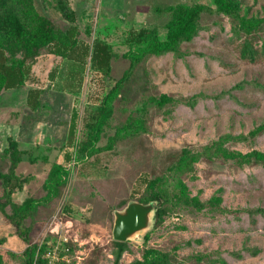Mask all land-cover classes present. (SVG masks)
Returning <instances> with one entry per match:
<instances>
[{"label": "rangeland", "instance_id": "obj_1", "mask_svg": "<svg viewBox=\"0 0 264 264\" xmlns=\"http://www.w3.org/2000/svg\"><path fill=\"white\" fill-rule=\"evenodd\" d=\"M65 1L72 19L58 0H10L28 31L0 34V123H18L23 147L32 148L16 169L27 177L24 189L11 202L2 178L10 160L0 152V264H25L29 255L46 264H264V0H236L238 16L215 0ZM196 6L206 8L193 37L157 51L182 7ZM43 18L64 33L76 27L66 54L40 45ZM141 28L144 35L131 36ZM95 39L114 52L106 79L108 87L122 80L120 94L105 105L82 96L65 138L77 97L70 107L59 94L56 122L48 93L34 111L28 91H50L57 72L69 71L74 91L87 87ZM23 62L34 64L24 86L6 89L3 64ZM47 119L58 135L54 159L32 141L35 124ZM54 161L65 171L52 182ZM160 189L170 195L163 220L124 241L117 262L115 212ZM27 198L36 209L25 220L26 240L10 215Z\"/></svg>", "mask_w": 264, "mask_h": 264}, {"label": "trees", "instance_id": "obj_2", "mask_svg": "<svg viewBox=\"0 0 264 264\" xmlns=\"http://www.w3.org/2000/svg\"><path fill=\"white\" fill-rule=\"evenodd\" d=\"M218 5L219 10L238 16L239 5L236 0H215ZM58 8L63 13L65 17L73 18L75 15L74 11H69L68 5L65 0H58ZM206 7L196 6L192 8L185 9V14L183 17L175 19L169 25V34L166 41L158 42L157 51L166 52L177 50L180 42L188 40L193 37L196 32L198 17L202 10ZM211 10V8H210ZM37 40H39L40 45H45L49 43H55L58 45L57 49L54 51L56 54L64 55L66 54L68 48L72 44V40L77 34L76 27L70 28L67 33L54 28L48 19H42L37 25ZM137 30V29H135ZM28 28L26 22L20 13L14 11L11 8L10 0H0V34L5 35L10 39H19L23 37ZM146 32L145 29H139V32L131 31V36H142ZM131 40V39H130ZM258 52L250 53L248 51V56L250 58H255ZM114 56V52L111 50L109 45L102 39H95L92 45L91 60L96 67L93 70L92 79L94 80L99 73H102L105 77L106 71L110 66L111 58ZM32 66L26 69V62L19 64L18 66H11L8 64H3L2 70L4 73V87L6 89H19L25 84L26 73L31 70ZM130 71H126L124 77L129 74ZM122 85V80H119L114 86L109 87L108 90L103 94L102 98L98 99L96 102H91L87 104H101L105 105L111 103L120 94V88ZM39 89H30L27 95L28 104L34 109L40 107L41 101L39 100ZM79 87L73 92L74 96L79 92ZM77 101V98H75ZM77 107L74 108L72 112L70 122H69V135L73 134L76 128L77 121ZM19 141L13 137H9V146L4 150V154L10 160L9 172L4 174L2 178L4 179V191L7 202H11L14 193L24 189L27 177L16 174V169L18 168L21 161L25 155H30L32 153V148L21 149L19 146ZM35 148V147H34ZM38 148V146H37ZM261 157L264 159V153H260ZM48 157V156H47ZM66 160H69V154L65 155ZM56 162V163H54ZM53 162V167L50 171L51 181H55L56 177L62 175L65 171L64 167L57 161ZM148 182V181H147ZM146 182V183H147ZM149 185H154V181ZM170 199L169 192L165 189L155 190L149 196L142 197L138 201L142 203L157 202V213L156 221L161 222L166 214L165 204ZM36 201L33 198H27L20 208L12 215L10 218L14 224L19 229L21 235L24 239H28V230L25 226V220L35 211ZM119 246V251L117 254V262H119L122 255V251L126 245V242H117ZM46 264L45 258L39 257L38 260L35 259L33 255H29L25 264Z\"/></svg>", "mask_w": 264, "mask_h": 264}, {"label": "crops", "instance_id": "obj_3", "mask_svg": "<svg viewBox=\"0 0 264 264\" xmlns=\"http://www.w3.org/2000/svg\"><path fill=\"white\" fill-rule=\"evenodd\" d=\"M34 65V64H33ZM32 65V66H33ZM32 70V68H31ZM74 73L69 71L67 74V77L61 76L60 72H57V75L53 77V81L51 83L55 85L62 86V88H52L50 91H45L44 89H41L39 94V100L41 101L40 107L42 105V99L43 95L48 93L47 97L51 101L52 110L55 111V116L50 117L52 120L58 122L57 120L62 116V111L59 110V94H64V97L62 95V98L65 97L68 98L69 106H72L73 102V92L75 90V81L73 76ZM16 90V89H12ZM70 94V95H69ZM27 101V98H26ZM40 107L36 110H39ZM33 109L32 107H30ZM34 110V109H33ZM34 110V111H36ZM69 120V118L67 119ZM66 120V121H67ZM34 138H32V141L35 143V146H41V150H43L46 154L51 155L50 159H54L56 153H57V147H58V138L56 133V126L52 125L50 121L47 120H40L38 124H35V130H34ZM21 133H22V127L18 123H0V152H4V150L9 146V137H13L14 139L19 141L20 148L21 149H29V147H23V144L21 142ZM63 135L65 138L69 136V126H67L64 131ZM7 136V137H6ZM46 138L47 142L43 141V139ZM49 138V139H48ZM25 143H31L30 140L25 139ZM44 142V143H43ZM53 156V157H52Z\"/></svg>", "mask_w": 264, "mask_h": 264}, {"label": "water", "instance_id": "obj_4", "mask_svg": "<svg viewBox=\"0 0 264 264\" xmlns=\"http://www.w3.org/2000/svg\"><path fill=\"white\" fill-rule=\"evenodd\" d=\"M157 202L131 201L122 210L115 212L113 237L117 241L139 238L156 221Z\"/></svg>", "mask_w": 264, "mask_h": 264}, {"label": "built area", "instance_id": "obj_5", "mask_svg": "<svg viewBox=\"0 0 264 264\" xmlns=\"http://www.w3.org/2000/svg\"><path fill=\"white\" fill-rule=\"evenodd\" d=\"M91 78L88 81V86L86 87H79V92L76 94L77 103L75 106L79 110L80 104L82 102V96H85L86 100L88 99V103L91 102H96L98 99L102 98L103 94L108 90V84H107V79L106 77L102 74L99 73L96 78L93 80ZM56 253V252H55ZM49 264H54L53 261Z\"/></svg>", "mask_w": 264, "mask_h": 264}]
</instances>
